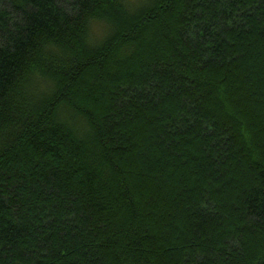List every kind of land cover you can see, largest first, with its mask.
<instances>
[{
  "label": "trees",
  "instance_id": "obj_1",
  "mask_svg": "<svg viewBox=\"0 0 264 264\" xmlns=\"http://www.w3.org/2000/svg\"><path fill=\"white\" fill-rule=\"evenodd\" d=\"M109 2L0 0V264H264V0L114 4L69 56ZM47 41L56 90L9 98Z\"/></svg>",
  "mask_w": 264,
  "mask_h": 264
},
{
  "label": "clouds",
  "instance_id": "obj_2",
  "mask_svg": "<svg viewBox=\"0 0 264 264\" xmlns=\"http://www.w3.org/2000/svg\"><path fill=\"white\" fill-rule=\"evenodd\" d=\"M146 2L147 0H110L109 3H102V12L97 11V13L93 15H87L85 13L84 22L78 33L79 41H74L77 45L76 51L68 55L78 56L81 60H84L87 58L82 54L84 48L98 49L104 46L106 41L113 35L114 28L117 24L115 13L113 12L114 4L119 5L115 10L116 12L133 15L137 13ZM70 14L78 18L81 12L79 8H77ZM81 41L82 44L80 43ZM12 43L13 41L9 39V36L5 35L3 38H0V50L10 48ZM65 51V49L59 47L53 41L42 42L39 50V58L45 62L51 63L53 72L44 75V68L39 67L37 63L27 64V70L23 78L16 81L15 88L9 92V98L19 102L21 95L35 97L36 99H39L44 94L51 95L56 90L58 82L61 80V77L56 75V72L63 67L52 60V58H66ZM28 81H31V83H28ZM71 123L74 122L70 121V124ZM77 131L83 134L86 129L78 125Z\"/></svg>",
  "mask_w": 264,
  "mask_h": 264
}]
</instances>
